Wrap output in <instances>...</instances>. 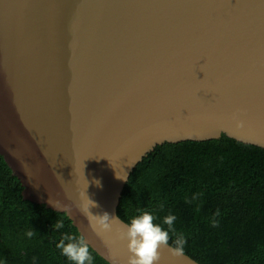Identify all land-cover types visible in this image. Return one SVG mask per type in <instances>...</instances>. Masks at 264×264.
<instances>
[{
    "label": "water",
    "instance_id": "water-1",
    "mask_svg": "<svg viewBox=\"0 0 264 264\" xmlns=\"http://www.w3.org/2000/svg\"><path fill=\"white\" fill-rule=\"evenodd\" d=\"M222 134L264 148V0H0V155L109 264H127L117 206L136 164ZM171 247L158 264H199Z\"/></svg>",
    "mask_w": 264,
    "mask_h": 264
},
{
    "label": "trees",
    "instance_id": "trees-1",
    "mask_svg": "<svg viewBox=\"0 0 264 264\" xmlns=\"http://www.w3.org/2000/svg\"><path fill=\"white\" fill-rule=\"evenodd\" d=\"M21 191L0 155V264H70L55 244L64 233L82 237L77 228ZM140 211L165 229L163 218L174 214L169 244L183 237V253L199 264H264V148L224 134L157 145L130 173L117 206L125 223ZM89 251L93 264H109Z\"/></svg>",
    "mask_w": 264,
    "mask_h": 264
},
{
    "label": "clouds",
    "instance_id": "clouds-1",
    "mask_svg": "<svg viewBox=\"0 0 264 264\" xmlns=\"http://www.w3.org/2000/svg\"><path fill=\"white\" fill-rule=\"evenodd\" d=\"M117 178L120 177L117 176ZM93 183L97 187L102 186L99 179H94ZM86 197L87 203H82L80 209L87 216L89 222L94 228H99L105 232L111 231L117 216L110 215L106 211L93 214L90 209L99 207V205L90 199L88 195ZM48 203L56 208L59 206L58 202H54L50 197ZM218 214L219 212H217ZM155 219L151 212L140 211L124 224L120 238L126 242L125 247L128 251L127 264H158L159 249L162 246H169V233L173 231L176 217L174 214H168L163 218L162 223L167 225V229L162 227L161 224L155 223ZM215 226L216 223L214 222L213 227ZM54 227L59 230L64 227V224L63 222H58ZM26 235L31 237L33 233L29 231ZM185 243L186 240L183 237L177 238L174 242L175 246L170 248L172 254L183 255ZM55 247L70 264H93L94 257L90 253L89 246L83 237L64 233L55 244Z\"/></svg>",
    "mask_w": 264,
    "mask_h": 264
}]
</instances>
